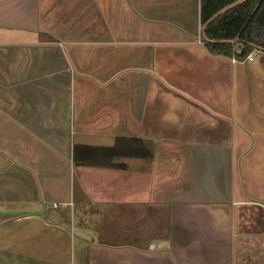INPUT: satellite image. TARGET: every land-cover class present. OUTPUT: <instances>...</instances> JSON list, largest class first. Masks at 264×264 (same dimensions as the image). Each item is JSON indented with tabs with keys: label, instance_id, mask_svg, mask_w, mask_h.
<instances>
[{
	"label": "crops",
	"instance_id": "0c3cea01",
	"mask_svg": "<svg viewBox=\"0 0 264 264\" xmlns=\"http://www.w3.org/2000/svg\"><path fill=\"white\" fill-rule=\"evenodd\" d=\"M200 6L0 0V264H264V52Z\"/></svg>",
	"mask_w": 264,
	"mask_h": 264
},
{
	"label": "trees",
	"instance_id": "16d2710c",
	"mask_svg": "<svg viewBox=\"0 0 264 264\" xmlns=\"http://www.w3.org/2000/svg\"><path fill=\"white\" fill-rule=\"evenodd\" d=\"M201 0L203 45L209 54L243 61L264 52V0Z\"/></svg>",
	"mask_w": 264,
	"mask_h": 264
},
{
	"label": "rangeland",
	"instance_id": "374dc122",
	"mask_svg": "<svg viewBox=\"0 0 264 264\" xmlns=\"http://www.w3.org/2000/svg\"><path fill=\"white\" fill-rule=\"evenodd\" d=\"M260 51H254L253 54H251L252 56H257L259 54Z\"/></svg>",
	"mask_w": 264,
	"mask_h": 264
},
{
	"label": "built area",
	"instance_id": "2783aa9c",
	"mask_svg": "<svg viewBox=\"0 0 264 264\" xmlns=\"http://www.w3.org/2000/svg\"><path fill=\"white\" fill-rule=\"evenodd\" d=\"M233 60H234V59H233ZM245 60H249V61H251V60H252V56H251V54L248 55L247 58H246Z\"/></svg>",
	"mask_w": 264,
	"mask_h": 264
}]
</instances>
